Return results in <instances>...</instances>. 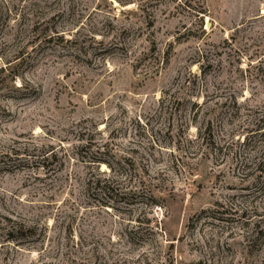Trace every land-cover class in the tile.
<instances>
[{
	"label": "rangeland",
	"instance_id": "obj_1",
	"mask_svg": "<svg viewBox=\"0 0 264 264\" xmlns=\"http://www.w3.org/2000/svg\"><path fill=\"white\" fill-rule=\"evenodd\" d=\"M263 126L264 0H0V264H264Z\"/></svg>",
	"mask_w": 264,
	"mask_h": 264
},
{
	"label": "trees",
	"instance_id": "obj_2",
	"mask_svg": "<svg viewBox=\"0 0 264 264\" xmlns=\"http://www.w3.org/2000/svg\"><path fill=\"white\" fill-rule=\"evenodd\" d=\"M196 106V105H195ZM197 106L199 107V105L197 104ZM257 131H263L262 133H264V126L257 130ZM212 138V136H211ZM210 143L214 146L215 143L213 140L210 139ZM260 149L262 146H259ZM261 152H259L260 156L258 158V156L255 157V159L259 162H250V160L248 158H246L243 154L238 155L239 159L236 158V162L240 164V169L245 172L244 177L248 174L251 173V177H255L256 181L264 179V147H262V150H260ZM90 183V182H89ZM107 185H104V188H102V190H106ZM93 188H91V185H89L88 187V192L92 191ZM128 196H121V198L126 199ZM109 201H114L117 202V200L113 199V198H109ZM107 202L103 203L101 206L103 207H107Z\"/></svg>",
	"mask_w": 264,
	"mask_h": 264
}]
</instances>
